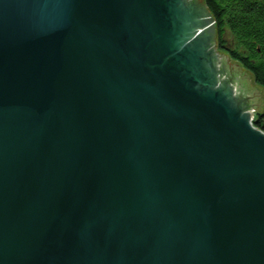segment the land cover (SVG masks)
Here are the masks:
<instances>
[{
	"label": "water",
	"instance_id": "water-1",
	"mask_svg": "<svg viewBox=\"0 0 264 264\" xmlns=\"http://www.w3.org/2000/svg\"><path fill=\"white\" fill-rule=\"evenodd\" d=\"M205 0H0V264H264V89Z\"/></svg>",
	"mask_w": 264,
	"mask_h": 264
},
{
	"label": "trees",
	"instance_id": "trees-1",
	"mask_svg": "<svg viewBox=\"0 0 264 264\" xmlns=\"http://www.w3.org/2000/svg\"><path fill=\"white\" fill-rule=\"evenodd\" d=\"M218 31V47L264 89V0H205ZM230 38L232 47L226 48ZM264 132V123H257Z\"/></svg>",
	"mask_w": 264,
	"mask_h": 264
},
{
	"label": "rangeland",
	"instance_id": "rangeland-1",
	"mask_svg": "<svg viewBox=\"0 0 264 264\" xmlns=\"http://www.w3.org/2000/svg\"><path fill=\"white\" fill-rule=\"evenodd\" d=\"M228 40H229V41H227V43H226V48H227V49H228V48L230 49V48L232 47V40H231L230 38H228ZM217 49H218V51L224 53L227 57H229V56L224 52L225 50L219 49L218 46H217ZM257 122H258V120H257L256 123H255V127H256L260 132H262V131L257 127ZM262 133H264V132H262Z\"/></svg>",
	"mask_w": 264,
	"mask_h": 264
},
{
	"label": "flooded vegetation",
	"instance_id": "flooded-vegetation-1",
	"mask_svg": "<svg viewBox=\"0 0 264 264\" xmlns=\"http://www.w3.org/2000/svg\"><path fill=\"white\" fill-rule=\"evenodd\" d=\"M257 123H264V114L258 119Z\"/></svg>",
	"mask_w": 264,
	"mask_h": 264
}]
</instances>
